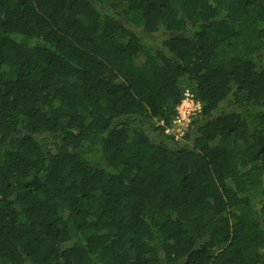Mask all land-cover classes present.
Instances as JSON below:
<instances>
[{"label":"trees","instance_id":"1","mask_svg":"<svg viewBox=\"0 0 264 264\" xmlns=\"http://www.w3.org/2000/svg\"><path fill=\"white\" fill-rule=\"evenodd\" d=\"M0 264H264V0H0Z\"/></svg>","mask_w":264,"mask_h":264},{"label":"built area","instance_id":"2","mask_svg":"<svg viewBox=\"0 0 264 264\" xmlns=\"http://www.w3.org/2000/svg\"><path fill=\"white\" fill-rule=\"evenodd\" d=\"M201 106L196 101L191 90H186L185 97L177 107V114L172 121V125L166 127L165 133L173 135L176 139L185 135L186 130L193 118L200 112Z\"/></svg>","mask_w":264,"mask_h":264}]
</instances>
